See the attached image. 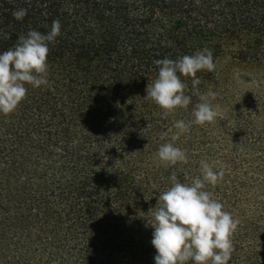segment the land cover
<instances>
[{"label":"trees","instance_id":"1","mask_svg":"<svg viewBox=\"0 0 264 264\" xmlns=\"http://www.w3.org/2000/svg\"><path fill=\"white\" fill-rule=\"evenodd\" d=\"M54 20L48 84L25 83L0 114V264H154L158 191L173 171L191 183L201 160L222 173L204 190L236 222L227 264H264V0H0V52ZM202 49L215 67L196 87L216 93V116L173 142L186 162L161 163L199 100L181 76L190 103L162 115L145 96L153 62Z\"/></svg>","mask_w":264,"mask_h":264},{"label":"clouds","instance_id":"2","mask_svg":"<svg viewBox=\"0 0 264 264\" xmlns=\"http://www.w3.org/2000/svg\"><path fill=\"white\" fill-rule=\"evenodd\" d=\"M12 14L20 20L26 15V9L15 10ZM59 33V21L54 20L47 33L30 29L26 35L18 37L14 47L0 52V114L12 112L25 97V83L32 87L48 84V45ZM153 63L158 66V73L154 82L146 86L145 96L164 110V116L189 105L191 97L185 94L187 85L180 77H193L192 91L199 100L192 109L193 119L187 122L175 120L172 127L176 131L170 141L161 144L156 152L161 163L186 162L185 152L173 142L192 124L203 125L216 116L210 102L216 93L212 90L200 93L196 87L200 81L195 76L199 70L214 69L213 56L210 50L202 49L175 60L163 58ZM166 135L161 133V139ZM199 163L200 176L194 177L191 183L181 182L173 171L169 176L170 187L158 191V207L152 213L150 223L154 264H187L188 261L192 264H227L231 257L230 235L236 222L230 213L223 210L222 204L204 190L205 184L215 185L222 173L213 171L205 160Z\"/></svg>","mask_w":264,"mask_h":264}]
</instances>
